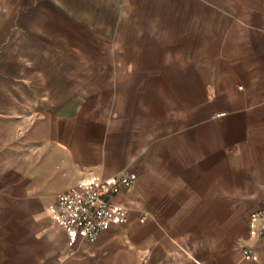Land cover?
I'll use <instances>...</instances> for the list:
<instances>
[{
	"label": "crops",
	"instance_id": "1",
	"mask_svg": "<svg viewBox=\"0 0 264 264\" xmlns=\"http://www.w3.org/2000/svg\"><path fill=\"white\" fill-rule=\"evenodd\" d=\"M131 1L0 0V264H264V0ZM130 171L127 222L53 221Z\"/></svg>",
	"mask_w": 264,
	"mask_h": 264
},
{
	"label": "built area",
	"instance_id": "2",
	"mask_svg": "<svg viewBox=\"0 0 264 264\" xmlns=\"http://www.w3.org/2000/svg\"><path fill=\"white\" fill-rule=\"evenodd\" d=\"M136 176V172L130 171L119 177L94 178L69 187L57 197L52 212L53 221L73 235L81 233L90 241L96 240L111 224L128 221L125 208L113 199L121 190L130 188ZM251 221L257 224L252 234L264 236V199L259 208L251 213ZM244 254L253 255L249 248L244 249Z\"/></svg>",
	"mask_w": 264,
	"mask_h": 264
},
{
	"label": "rangeland",
	"instance_id": "3",
	"mask_svg": "<svg viewBox=\"0 0 264 264\" xmlns=\"http://www.w3.org/2000/svg\"><path fill=\"white\" fill-rule=\"evenodd\" d=\"M132 2V1H131ZM176 2L179 4V5H191L194 9V11L192 13L190 12H179V15H188V14H192V17L194 19H201V15L204 14V16L206 15V13H202L199 11V8H196L199 4L202 3V0H176ZM204 3L206 2V0L203 1ZM208 2L211 4V5H217V4H220V5H224V6H228L230 4L233 3V0H208ZM133 4H138V5H142L143 3L146 5V7H150L149 5H152L154 3V0H134L132 2ZM135 7V6H134ZM131 14H142V12H134ZM148 14H152V13H148L146 12V15ZM208 16H209V19L211 20V23H210V32H211V36L213 35V30L216 26L215 23H213V21H217L218 20V16H217V12L216 11H209L208 13Z\"/></svg>",
	"mask_w": 264,
	"mask_h": 264
}]
</instances>
